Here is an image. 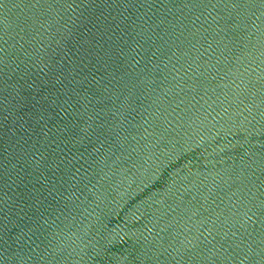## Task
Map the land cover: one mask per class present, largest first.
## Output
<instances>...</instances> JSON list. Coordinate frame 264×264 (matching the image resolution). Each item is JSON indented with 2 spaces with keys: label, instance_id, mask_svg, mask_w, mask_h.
I'll list each match as a JSON object with an SVG mask.
<instances>
[{
  "label": "water",
  "instance_id": "95a60500",
  "mask_svg": "<svg viewBox=\"0 0 264 264\" xmlns=\"http://www.w3.org/2000/svg\"><path fill=\"white\" fill-rule=\"evenodd\" d=\"M0 264H264V0H0Z\"/></svg>",
  "mask_w": 264,
  "mask_h": 264
}]
</instances>
